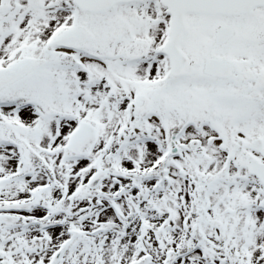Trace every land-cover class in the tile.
<instances>
[{
  "label": "snow or ice",
  "instance_id": "6c2138e0",
  "mask_svg": "<svg viewBox=\"0 0 264 264\" xmlns=\"http://www.w3.org/2000/svg\"><path fill=\"white\" fill-rule=\"evenodd\" d=\"M0 264H264V0H0Z\"/></svg>",
  "mask_w": 264,
  "mask_h": 264
}]
</instances>
